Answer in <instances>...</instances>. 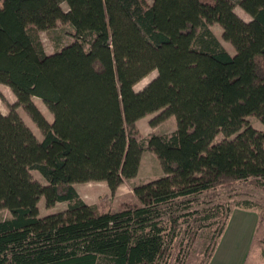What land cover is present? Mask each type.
I'll return each instance as SVG.
<instances>
[{
    "label": "trees",
    "instance_id": "obj_1",
    "mask_svg": "<svg viewBox=\"0 0 264 264\" xmlns=\"http://www.w3.org/2000/svg\"><path fill=\"white\" fill-rule=\"evenodd\" d=\"M0 83L16 97L0 112V209L10 213L0 221V264H172L179 219L199 214L179 213L184 200L234 183L264 191V129L247 122L264 126V0H0ZM159 110L175 117V130L142 137L137 120ZM145 149L164 174L134 186L136 203L99 212L80 198L75 183L102 180L114 191L134 177ZM40 197L68 204L39 216ZM235 207L256 210L258 223L264 213L251 200ZM230 212L211 229L205 264Z\"/></svg>",
    "mask_w": 264,
    "mask_h": 264
},
{
    "label": "rangeland",
    "instance_id": "obj_2",
    "mask_svg": "<svg viewBox=\"0 0 264 264\" xmlns=\"http://www.w3.org/2000/svg\"><path fill=\"white\" fill-rule=\"evenodd\" d=\"M149 3L151 0H147ZM62 8L65 10L67 6L62 4ZM234 12L243 20L249 21L251 17L244 12L239 6L234 8ZM60 29H63L62 25H58ZM213 33L218 37L225 49L233 54V46L229 41H226L222 37V29L218 24L210 26ZM41 40L45 46L47 53L54 51V44L48 38L46 32H41ZM156 76V71H152L145 77H143L134 86L135 90L143 88L152 78ZM35 105L42 112L48 121H52V114L47 107L38 98H33ZM16 102V97L9 86L0 83V112L7 114L9 106ZM21 119L24 123L33 131L38 139H41L42 133L30 118L29 114L21 107L16 108ZM161 111H155L144 115L136 122L138 130L142 137L147 138L149 135L158 134H170L176 128V119L173 115L160 118ZM248 124L252 127L263 130L264 126L256 118L250 117L247 119ZM222 137L218 135L216 141ZM32 177L44 184L45 181L37 171H32ZM164 174L160 160L156 157L155 153L149 149L143 151L140 166L137 174L130 178L125 179L114 191H111L105 181H87L75 183L74 187L77 190L80 198L87 204L94 205L99 212L116 211L126 204H134L137 202L134 194V186L149 182L157 179ZM242 200H251L258 203H264V191L253 187L252 185L234 183L232 185H226L213 190L206 194H197L188 197L184 200L186 204L182 208H178L179 213H185L188 211H198L199 214H192L185 219L180 218L177 227L178 235L174 238L172 244H175L173 252L180 253V260L175 262L172 260V264H205L207 257L210 254L213 245L217 237V231L221 227L222 222L225 219V215L229 209L236 208V202ZM67 202H57L51 207L45 205L43 197H40L38 201L39 216H45L55 212L64 211L67 207ZM219 206L223 209V215L220 217H213V208ZM206 212L209 217L202 218L203 213ZM10 213L6 209H0V221L9 217ZM200 215L201 219L196 222L194 217ZM211 229H217L213 232ZM209 230L211 231L209 234ZM195 233L198 237L195 240L189 238V233ZM203 235V236H202ZM254 249L260 250L264 255V213L256 228L254 237ZM175 256V255H173Z\"/></svg>",
    "mask_w": 264,
    "mask_h": 264
},
{
    "label": "crops",
    "instance_id": "obj_3",
    "mask_svg": "<svg viewBox=\"0 0 264 264\" xmlns=\"http://www.w3.org/2000/svg\"><path fill=\"white\" fill-rule=\"evenodd\" d=\"M258 219L254 209L231 210L207 264H264V255L254 249Z\"/></svg>",
    "mask_w": 264,
    "mask_h": 264
}]
</instances>
